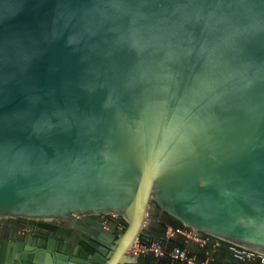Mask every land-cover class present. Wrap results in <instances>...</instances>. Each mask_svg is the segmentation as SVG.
<instances>
[{"label": "water", "instance_id": "95a60500", "mask_svg": "<svg viewBox=\"0 0 264 264\" xmlns=\"http://www.w3.org/2000/svg\"><path fill=\"white\" fill-rule=\"evenodd\" d=\"M0 214L91 247L22 264H144L175 222L264 255V0H0Z\"/></svg>", "mask_w": 264, "mask_h": 264}, {"label": "flooded vegetation", "instance_id": "af4514ba", "mask_svg": "<svg viewBox=\"0 0 264 264\" xmlns=\"http://www.w3.org/2000/svg\"><path fill=\"white\" fill-rule=\"evenodd\" d=\"M153 214L156 220L162 217V213L157 209ZM95 220L109 224L112 229L118 231L126 227V222L119 218L110 220L105 216H98ZM170 224H173V221L164 217L156 227L161 231ZM89 248L91 247L82 232L72 229L66 221L0 214V264H22L16 255L45 258L47 255L58 254L62 257H72L78 262L79 257L84 255V250ZM9 256L13 257L10 262L7 261ZM142 257L146 258L144 264H156L158 259L151 254ZM237 261L260 264L257 260Z\"/></svg>", "mask_w": 264, "mask_h": 264}, {"label": "built area", "instance_id": "2783aa9c", "mask_svg": "<svg viewBox=\"0 0 264 264\" xmlns=\"http://www.w3.org/2000/svg\"><path fill=\"white\" fill-rule=\"evenodd\" d=\"M110 217L117 219L115 215ZM165 236L166 239L163 245L152 241L140 243L135 240L127 254L131 257L151 254L156 258H164L185 264H214V258L210 257V255L207 254L205 259L200 260L196 254H193L187 248L189 244L202 247L209 242L208 238L201 235V232L181 224V226L168 227L165 231ZM218 245V242L214 244V246ZM228 251L236 260H257L260 264H264V255L251 249L229 244Z\"/></svg>", "mask_w": 264, "mask_h": 264}, {"label": "trees", "instance_id": "16d2710c", "mask_svg": "<svg viewBox=\"0 0 264 264\" xmlns=\"http://www.w3.org/2000/svg\"><path fill=\"white\" fill-rule=\"evenodd\" d=\"M174 226H181L180 222H175ZM203 237L208 238L209 242L200 247L198 245L189 244L187 248L193 253L198 256L200 260L206 258L207 254L210 257L214 258V264H255L254 262H241L234 259L228 251V243H225L219 239H216L210 235L201 233ZM218 242V246H214V244ZM184 246V245H183Z\"/></svg>", "mask_w": 264, "mask_h": 264}]
</instances>
